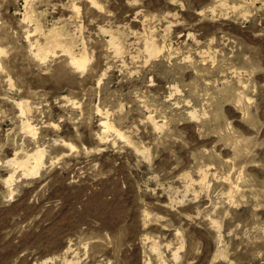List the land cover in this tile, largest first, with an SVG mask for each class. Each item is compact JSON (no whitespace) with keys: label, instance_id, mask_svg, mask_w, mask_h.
Segmentation results:
<instances>
[{"label":"clouds","instance_id":"9594fccd","mask_svg":"<svg viewBox=\"0 0 264 264\" xmlns=\"http://www.w3.org/2000/svg\"><path fill=\"white\" fill-rule=\"evenodd\" d=\"M0 264H264V0H0Z\"/></svg>","mask_w":264,"mask_h":264}]
</instances>
